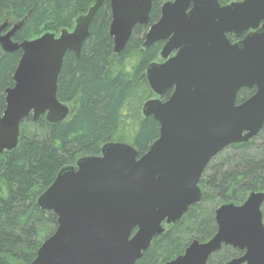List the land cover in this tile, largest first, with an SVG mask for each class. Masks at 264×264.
<instances>
[{
  "label": "water",
  "instance_id": "water-1",
  "mask_svg": "<svg viewBox=\"0 0 264 264\" xmlns=\"http://www.w3.org/2000/svg\"><path fill=\"white\" fill-rule=\"evenodd\" d=\"M108 1L109 34L120 54L137 25L151 19L153 0H95L72 31L16 41L25 19L2 34L4 53L21 50L14 85L0 106V161L19 144L22 121L45 115L68 119L71 108L57 97L67 52L80 57L101 5ZM232 42L228 34L242 36ZM164 42L161 62L146 69L152 92L144 116L160 124L159 137L143 155L133 146L107 142L98 156L62 168L38 197L57 216V228L29 264H135L166 226L202 199L200 180L209 162L231 144L248 142L264 127V0L221 5L219 0H169L145 36L144 47ZM256 92L237 104L243 88ZM172 90L168 99H161ZM264 192L215 211L217 231L192 241L164 264H207L223 246L243 251L224 264H264Z\"/></svg>",
  "mask_w": 264,
  "mask_h": 264
},
{
  "label": "trees",
  "instance_id": "trees-1",
  "mask_svg": "<svg viewBox=\"0 0 264 264\" xmlns=\"http://www.w3.org/2000/svg\"><path fill=\"white\" fill-rule=\"evenodd\" d=\"M231 1L219 0L221 5ZM94 2L0 0V26L10 14L16 23L26 18L15 34L16 41L33 40L46 32L57 35L72 30L75 18ZM162 5L163 0H153L149 24L137 25L124 50L116 54L109 34L111 6L105 1L93 18L80 57L73 52L64 57L57 97L71 106V115L55 124L45 115L22 121L18 146L4 152L0 161V264L31 263L42 243L55 232L57 216L42 209L37 199L62 168L74 166L83 156L100 155L107 142L130 144L141 156L159 137V122L144 116L142 109L154 95L146 69L159 60L164 45L162 41L145 48V36L159 20ZM244 35L228 34V38L235 43ZM21 55V50L0 52L1 110L6 89L14 85ZM254 91L241 89L237 103ZM171 92L162 99H168ZM200 187L201 201L154 238L135 264H164L182 254L192 241H208L217 231L215 211L220 205H240L251 192H264V127L248 142L231 144L219 152L206 166ZM261 210L264 221V203ZM243 253L223 246L207 264H224Z\"/></svg>",
  "mask_w": 264,
  "mask_h": 264
},
{
  "label": "rangeland",
  "instance_id": "rangeland-1",
  "mask_svg": "<svg viewBox=\"0 0 264 264\" xmlns=\"http://www.w3.org/2000/svg\"><path fill=\"white\" fill-rule=\"evenodd\" d=\"M166 1H168V0H163V4L166 2ZM235 1V0H234ZM234 1H231V2H234ZM242 1V0H241ZM230 2V3H231ZM84 14V13H83ZM80 15H82V14H80ZM80 15H78V16H80ZM77 16V17H78ZM77 17L75 18V22H76V19H77ZM17 21L16 20H13L12 19V16L9 14V15H7V18H6V20H4L2 23H1V26L3 25V24H7L6 25V27H5V29L3 30V32H2V34H4V33H6L7 31H9L10 29H11V27L16 23ZM75 22H74V27H75ZM74 27H73V29H74ZM72 29V30H73ZM72 30H70V31H72ZM47 33V32H46ZM50 33H53V32H50ZM60 33H58L57 34V36L59 35ZM163 48V47H162ZM0 52H3L2 51V49H1V46H0ZM162 61V59H161V57L159 58V60L158 61H156V62H161ZM154 94V93H153ZM155 97H157L155 94L153 95V97H151V98H155ZM70 106V105H69ZM70 108H71V106H70ZM72 109V108H71ZM80 159V158H79ZM77 163V162H76ZM76 165V164H75ZM168 226H170V225H167L166 226V230H167V228H168Z\"/></svg>",
  "mask_w": 264,
  "mask_h": 264
},
{
  "label": "flooded vegetation",
  "instance_id": "flooded-vegetation-1",
  "mask_svg": "<svg viewBox=\"0 0 264 264\" xmlns=\"http://www.w3.org/2000/svg\"><path fill=\"white\" fill-rule=\"evenodd\" d=\"M253 88H254V87H253ZM255 92H256V88H255V91L252 93V95H253ZM252 95H251V96H252Z\"/></svg>",
  "mask_w": 264,
  "mask_h": 264
}]
</instances>
